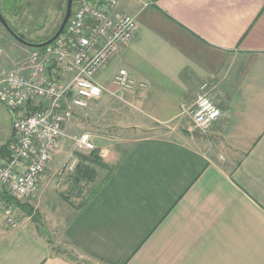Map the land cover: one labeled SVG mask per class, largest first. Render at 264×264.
Here are the masks:
<instances>
[{"label":"crops","instance_id":"crops-1","mask_svg":"<svg viewBox=\"0 0 264 264\" xmlns=\"http://www.w3.org/2000/svg\"><path fill=\"white\" fill-rule=\"evenodd\" d=\"M117 10L136 15L138 31L95 80L114 91L123 68L146 87L121 100L104 92L64 125L94 143L72 150L62 181L71 199L54 227L71 254L27 220L12 229L0 218V264H78L72 248L100 264H264V0H118ZM205 83L220 109L208 132H159L186 123L181 106ZM54 159L38 182L42 210L57 199Z\"/></svg>","mask_w":264,"mask_h":264},{"label":"built area","instance_id":"built-area-1","mask_svg":"<svg viewBox=\"0 0 264 264\" xmlns=\"http://www.w3.org/2000/svg\"><path fill=\"white\" fill-rule=\"evenodd\" d=\"M117 8L118 0H77L63 32L51 44L29 48L17 59L0 46V103L13 111L26 109L24 115L12 118L14 141L9 157L0 163V191L5 190L17 200L34 198L41 176L65 138L75 152L94 149L90 133L65 134L64 125L74 109H85L104 92L121 100L124 93L146 87L123 68L112 76L114 91L95 80L138 31L136 15L121 13ZM212 89L202 84L192 106H181L182 113L200 132H207L220 115ZM32 104L37 106L29 110L27 106ZM75 166L76 161L71 159L56 170V187L65 175L74 172ZM0 208L6 225L17 228L12 209Z\"/></svg>","mask_w":264,"mask_h":264},{"label":"rangeland","instance_id":"rangeland-1","mask_svg":"<svg viewBox=\"0 0 264 264\" xmlns=\"http://www.w3.org/2000/svg\"><path fill=\"white\" fill-rule=\"evenodd\" d=\"M20 10L17 12H13L12 10L8 13H5L7 19L9 20L13 29L30 41H37L42 38L48 37L53 34V31L59 27L60 22L64 16L66 2L67 0H22ZM74 2L77 0H73ZM28 2V3H27ZM25 4H29L25 5ZM2 11H4L3 6L1 5ZM0 46L3 47L12 57L17 59L23 55L29 48H26L22 44L16 42L0 25ZM60 75V74H59ZM31 106V105H30ZM36 104H32L31 107L36 108ZM26 109H17L11 110L7 106L0 103V163L9 157L10 147L14 141V135L11 130V122L13 116L24 115ZM186 123L182 122L180 128L174 127H163L159 132L165 133L167 135H171V133L180 134L183 132H187L190 135L195 136L196 134H205L207 132H200L193 127L191 119L189 117H185ZM190 129H189V128ZM83 129V128H81ZM173 129V130H172ZM189 129V132L187 131ZM209 130V129H208ZM78 131L77 127L72 129V132ZM72 143L71 145L65 144L62 149V153L56 155V166L57 168H61L63 164L69 162V160H75V157H72ZM8 153V155H7ZM6 154L7 157H3L2 155ZM4 155V156H6ZM60 155V156H59ZM58 168V169H59ZM57 169V170H58ZM65 175L64 177H66ZM63 177V179H64ZM53 183L50 184V188H48V192L50 194V198L53 199L52 195H56L57 199L48 201L47 205H45L44 210L38 207V196L40 190H36V196L32 199L27 200H18L22 206H25V211L22 209L15 208L14 206L6 205L0 198V205L4 207H10L12 209V215L14 220L17 222H23L27 220V222L36 228L38 234L42 235V237L50 243L52 250L55 253H67L71 254V251L68 249L67 244L64 243V240L57 234V230L54 227L55 218H58L65 208V203L68 204L70 201V197L65 196V190H63V182L59 186L56 187L57 181L56 178H52ZM1 192H6L5 190H1ZM7 193V192H6ZM8 194V193H7ZM12 197V196H11ZM49 200V199H48ZM57 202L62 204V207L59 208L55 206ZM47 206V208H46ZM50 207L52 209H50ZM41 210V212H40ZM0 218L4 220V215L2 213V209L0 208ZM54 219V220H53ZM54 221V222H53ZM5 223V220H4ZM6 224V223H5ZM57 227V226H56ZM72 257H76L78 264H100L93 259H90L85 256H79L74 249L72 248Z\"/></svg>","mask_w":264,"mask_h":264},{"label":"trees","instance_id":"trees-1","mask_svg":"<svg viewBox=\"0 0 264 264\" xmlns=\"http://www.w3.org/2000/svg\"><path fill=\"white\" fill-rule=\"evenodd\" d=\"M21 3H23L22 0H0V12L2 14V16L4 17V19L7 21L8 25L10 26V28L12 29V31L17 35L19 36L20 38H22L23 40L27 41V42H30V43H41V42H44L46 40H48L49 38H51L53 36V34L56 32L57 28L53 31V34L48 36V37H45V38H42L40 40H37V41H30V40H27L25 39L24 37H22L20 34H18L14 29L13 27L11 26L9 20L7 19L5 13H8L9 11H13V12H17L20 10V6H21ZM28 3V2H27ZM74 3V1H73ZM1 5L3 6L4 8V11H2L1 9ZM25 5H28L29 4H25ZM73 6V4H72ZM24 46V45H23ZM27 108L29 110H33L34 108L31 107L30 105L27 106ZM6 154H3L2 156L3 157H7L8 153L6 156H4ZM6 159V158H5ZM0 198L1 200L4 202V204L6 205H10V206H14L15 208L17 207L18 209H22V211H25V206H22V204L19 203V201L17 199H15L14 197H11L9 194H7L6 192H1L0 193Z\"/></svg>","mask_w":264,"mask_h":264},{"label":"water","instance_id":"water-1","mask_svg":"<svg viewBox=\"0 0 264 264\" xmlns=\"http://www.w3.org/2000/svg\"><path fill=\"white\" fill-rule=\"evenodd\" d=\"M72 4H73V0H67L64 16H63V18L60 22V25L57 28L56 32L53 34V36L51 38H49L48 40L41 42V43H30V42L23 40L19 36H17L12 31V29L8 25L7 21L2 16L1 12H0V25L16 42L24 45L27 48L40 49V48H43V47L51 44L63 32L65 25H66V23L70 17V14H71Z\"/></svg>","mask_w":264,"mask_h":264}]
</instances>
